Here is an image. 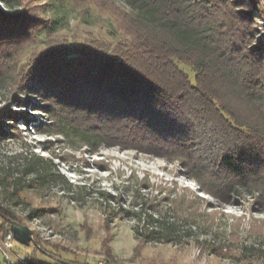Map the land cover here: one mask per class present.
<instances>
[{"label":"trees","instance_id":"16d2710c","mask_svg":"<svg viewBox=\"0 0 264 264\" xmlns=\"http://www.w3.org/2000/svg\"><path fill=\"white\" fill-rule=\"evenodd\" d=\"M67 1L47 0L53 16L41 19L25 7L19 13L0 10V89L16 96L37 90L32 83L39 86L40 106L50 116L45 132L61 135L70 145H117L178 160L213 194L232 190L261 198L264 44L248 41L255 10L264 18L260 2L250 0V11L235 12L223 0H93L106 13L93 16L112 28L109 40L93 33L83 39L56 36ZM15 2L7 0L10 6ZM90 4H78L86 17L92 14ZM39 36L43 46L21 58L20 47ZM3 134L0 119V138ZM22 174L32 178L0 181L17 197L25 189L54 183L72 192L74 200L86 193V186L73 184L51 170L49 160L32 153ZM139 189L126 206L120 195L98 191L105 202V226L116 217H131L139 243L174 242L187 233L183 227L196 212L192 204L164 207ZM113 200L116 208L108 204ZM0 218L3 234L10 220L21 221L1 203ZM34 239L38 250L41 241L36 234Z\"/></svg>","mask_w":264,"mask_h":264},{"label":"rangeland","instance_id":"374dc122","mask_svg":"<svg viewBox=\"0 0 264 264\" xmlns=\"http://www.w3.org/2000/svg\"><path fill=\"white\" fill-rule=\"evenodd\" d=\"M46 1L18 0L10 6L7 0H0V10L19 13L25 7L41 19L53 16ZM78 1L66 2L65 21L56 36L83 39L93 33L111 40L112 28L104 18L93 16H106L94 7L96 1ZM115 1L120 4V0ZM223 1L235 12L253 8L250 0H232L233 5ZM258 1L264 7V0ZM79 3H91L92 14L84 16ZM258 11L254 12L258 16L253 19L255 30L248 41L261 46L264 18ZM42 39L39 36L35 42L23 44L21 58L39 50ZM185 69L193 79L192 70L188 66ZM32 87L40 89L33 83ZM28 89L16 96L15 91L0 89V115L7 114L0 118L5 131L0 138V181L31 179L32 175L22 172L32 153L49 160L51 170L59 171L73 184L86 186V193L74 200L70 198L72 192L54 183L25 189L17 197L11 194V185L0 182V203L16 212L21 220L18 222L31 228L42 245L37 250L36 243L23 245L14 239L13 247L7 249L12 262L8 263L0 251V263L29 264L33 259L35 264H264V195L257 199L232 190L213 194L205 184L190 177L178 160L133 148L116 145L90 149L83 143L70 145L61 135L45 132L44 124L50 116L40 106L44 94ZM136 188L164 207L185 209L186 203L192 204L191 209L196 212L183 227L187 233L181 232L174 242L139 243L132 229L133 218L116 217L105 226V202L98 191L120 195L126 206ZM108 204L117 207L116 200ZM2 237L0 232V241Z\"/></svg>","mask_w":264,"mask_h":264},{"label":"water","instance_id":"95a60500","mask_svg":"<svg viewBox=\"0 0 264 264\" xmlns=\"http://www.w3.org/2000/svg\"><path fill=\"white\" fill-rule=\"evenodd\" d=\"M9 224L10 230L13 233V237L18 243L23 245L36 243L33 235V230L31 228L15 220H10ZM63 262L67 263L66 261Z\"/></svg>","mask_w":264,"mask_h":264},{"label":"built area","instance_id":"2783aa9c","mask_svg":"<svg viewBox=\"0 0 264 264\" xmlns=\"http://www.w3.org/2000/svg\"><path fill=\"white\" fill-rule=\"evenodd\" d=\"M14 240L13 233L9 229L7 232L3 234L2 240L0 241V251L6 256L8 259V263L12 262L11 256L7 253V249H11L13 247L12 241ZM0 263V264H8Z\"/></svg>","mask_w":264,"mask_h":264}]
</instances>
